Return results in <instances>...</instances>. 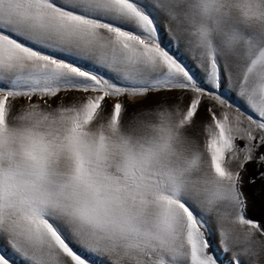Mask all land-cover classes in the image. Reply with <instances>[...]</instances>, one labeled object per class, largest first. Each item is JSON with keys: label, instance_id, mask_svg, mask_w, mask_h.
Masks as SVG:
<instances>
[{"label": "snow or ice", "instance_id": "6c2138e0", "mask_svg": "<svg viewBox=\"0 0 264 264\" xmlns=\"http://www.w3.org/2000/svg\"><path fill=\"white\" fill-rule=\"evenodd\" d=\"M224 257L264 264V0H0V264Z\"/></svg>", "mask_w": 264, "mask_h": 264}, {"label": "trees", "instance_id": "16d2710c", "mask_svg": "<svg viewBox=\"0 0 264 264\" xmlns=\"http://www.w3.org/2000/svg\"><path fill=\"white\" fill-rule=\"evenodd\" d=\"M256 171H257L256 166H255V165L251 166V168H250V174H253V173H255ZM259 183H260V181H257V185H259ZM255 187H256V186L249 185V186L247 187L246 190L249 191V192H252V191H254ZM250 215H251L252 218H254V219H260V217H261V215H262V211H261L259 205H258L256 208H254V209L252 210V212L250 213Z\"/></svg>", "mask_w": 264, "mask_h": 264}, {"label": "rangeland", "instance_id": "374dc122", "mask_svg": "<svg viewBox=\"0 0 264 264\" xmlns=\"http://www.w3.org/2000/svg\"><path fill=\"white\" fill-rule=\"evenodd\" d=\"M223 259L225 260V264H227V257H224Z\"/></svg>", "mask_w": 264, "mask_h": 264}]
</instances>
